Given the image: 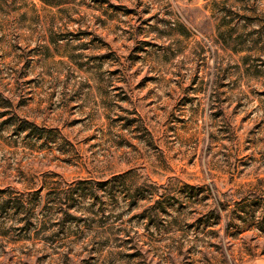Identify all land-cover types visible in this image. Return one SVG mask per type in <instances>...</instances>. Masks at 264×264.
I'll return each instance as SVG.
<instances>
[{
	"label": "rangeland",
	"instance_id": "obj_1",
	"mask_svg": "<svg viewBox=\"0 0 264 264\" xmlns=\"http://www.w3.org/2000/svg\"><path fill=\"white\" fill-rule=\"evenodd\" d=\"M264 264V0H0V264Z\"/></svg>",
	"mask_w": 264,
	"mask_h": 264
},
{
	"label": "bare ground",
	"instance_id": "obj_2",
	"mask_svg": "<svg viewBox=\"0 0 264 264\" xmlns=\"http://www.w3.org/2000/svg\"><path fill=\"white\" fill-rule=\"evenodd\" d=\"M254 264H258V263H254Z\"/></svg>",
	"mask_w": 264,
	"mask_h": 264
}]
</instances>
